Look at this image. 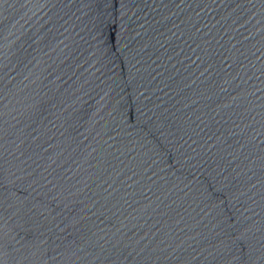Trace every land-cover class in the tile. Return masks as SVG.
Returning <instances> with one entry per match:
<instances>
[{"label":"water","instance_id":"water-1","mask_svg":"<svg viewBox=\"0 0 264 264\" xmlns=\"http://www.w3.org/2000/svg\"><path fill=\"white\" fill-rule=\"evenodd\" d=\"M0 264H264V0H0Z\"/></svg>","mask_w":264,"mask_h":264}]
</instances>
